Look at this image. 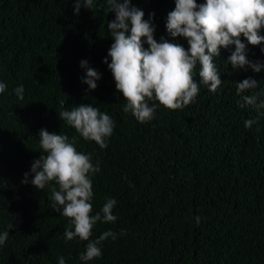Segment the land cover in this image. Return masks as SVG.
Masks as SVG:
<instances>
[{"label": "trees", "instance_id": "16d2710c", "mask_svg": "<svg viewBox=\"0 0 264 264\" xmlns=\"http://www.w3.org/2000/svg\"><path fill=\"white\" fill-rule=\"evenodd\" d=\"M75 3L0 0V83L6 85L0 93V234L9 233L0 264H58L60 256L66 264H264V108L243 99L264 102V67L234 69L228 57L235 45L221 47L213 58L222 80L215 93L200 83L197 63L193 101L177 110L160 106L152 120L140 123L123 111L126 101L104 63L106 57L111 63L114 40L107 25L115 12L107 0H93V9L81 7L77 15ZM130 7L145 13L158 42L164 37L189 47L184 37L167 32L176 0H131ZM240 39L247 59L264 65V42ZM82 60L101 74L95 90L82 82ZM247 78L257 87L237 95V83ZM20 85L23 101L14 92ZM81 104L114 121L106 148L60 118L59 112ZM249 119L256 123L246 128ZM41 129L70 141L77 137V150L99 162L100 171L89 174L92 215L108 198L117 201L116 221H98L90 241L109 230L116 239L103 241L102 255L91 261L79 259L89 241H68V219L50 207L51 188L58 186L51 182L39 190L31 184V166L43 154Z\"/></svg>", "mask_w": 264, "mask_h": 264}, {"label": "clouds", "instance_id": "9594fccd", "mask_svg": "<svg viewBox=\"0 0 264 264\" xmlns=\"http://www.w3.org/2000/svg\"><path fill=\"white\" fill-rule=\"evenodd\" d=\"M131 0H107L110 11L115 12V20L108 23L110 35L114 40L104 63L112 72L115 87L122 93L126 103L125 113H131L140 122L153 119L157 108L163 106L168 110H177L189 105L197 96L199 85L193 78L194 70L199 63L200 83L208 86L213 93L221 85L222 80L213 62L220 56L221 47L235 45V51L228 57L234 69L250 66L260 72L264 65L253 63L247 59L246 45L241 41L245 37L251 45H260L264 36V0H206L197 4V0H176V7L168 14L167 32L171 37H184L189 47L169 42L161 37L160 42L154 38L155 27L144 20L145 13L136 7H130ZM81 7L93 9V0H76L75 13ZM154 16V13L151 14ZM149 45L143 47L144 40ZM86 69V77L82 82L95 90L101 74L88 66L86 60L81 61ZM257 87L252 78L237 83V95ZM6 89L0 83V93ZM19 100H24V87L14 89ZM247 105L264 108V102L257 104L255 96H244ZM149 101L152 105L149 106ZM242 108L245 104L240 105ZM60 118L86 141H94L100 148L107 147V139L113 134L115 127L111 117L101 112L98 107L81 104L71 110L59 112ZM256 123L246 120L245 127L251 128ZM39 147L43 154L31 166L34 178L31 184L43 190L51 182L58 186L51 188L50 207L68 219L69 224L64 232L68 241L79 238L89 241L86 251L79 257L88 262L102 255L103 241L111 237L116 239L112 231H105L95 241H90L93 227L98 221L115 222L113 209L117 203L108 198L102 209L92 215L93 183L90 173L100 171L99 162L92 163L90 155L79 152L75 147L77 137L71 141L66 134H56L47 129L39 133ZM22 183L29 182V173H25ZM197 224L200 217H196ZM10 228L12 226H9ZM7 231L0 234V245L8 239ZM58 264H66L60 256Z\"/></svg>", "mask_w": 264, "mask_h": 264}]
</instances>
